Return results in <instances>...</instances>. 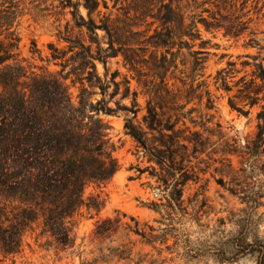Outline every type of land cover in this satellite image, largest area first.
<instances>
[{"label":"trees","instance_id":"obj_1","mask_svg":"<svg viewBox=\"0 0 264 264\" xmlns=\"http://www.w3.org/2000/svg\"><path fill=\"white\" fill-rule=\"evenodd\" d=\"M0 1L6 3V0ZM58 1L59 7L68 8L71 14L64 34L58 37L68 43L69 52L81 59L68 72L81 85L78 106L71 103L66 77L49 72L28 74L13 53L17 48L16 37L8 43L0 40V254L3 257L19 254L24 235L35 228H40V234L47 235L48 242L57 249L71 248L75 242L73 225L82 209L98 212L102 208L101 195L86 196L85 189L90 185L105 186L119 170V164L107 135L109 125L95 117L100 112L114 115L122 110L124 130L134 139L143 157L157 166H149V174L164 186V191L169 190L167 195L164 193L168 204L150 202L148 205L154 209L164 206L172 213L182 210L184 187L195 174L193 169H188V164L214 145L209 137L192 130L185 121L188 118L192 124H198L192 117L197 110L187 108L194 100L201 104L205 97V109L214 108L208 85L205 80H199L204 70L201 55L207 53L208 41L202 39L198 23L208 32L223 30L224 36L238 37L242 32L239 16L222 15L225 0H216V11L205 7L212 4L209 0H130L118 7L120 13L114 17L100 9H109L106 0ZM80 6L86 10V17L79 12ZM10 15L11 12L0 9L2 31L11 28ZM75 29L79 34L73 35ZM99 30L103 36L98 35ZM85 35L89 37L88 42ZM197 40L199 49L196 50ZM247 45L258 43L250 39ZM184 48L193 58L188 74L178 68L176 61ZM119 55L147 96L142 123L135 121L139 108L136 90L131 92L130 106L120 107L116 101V108H112L105 103L111 85L114 86L109 94L111 98L119 94L120 85L124 88L122 99L130 95V79L124 75L121 81H116L118 72L109 74L107 68L108 60ZM252 59L255 63L242 62L243 66L253 69L249 78L245 74L236 82L239 87L234 98L246 102L244 105L260 104L257 130L244 145L233 137L223 139L225 134L218 132L223 141L212 152L220 153L221 159L227 161L230 156H236L240 163H245L264 153V59L259 62L257 57ZM10 60L13 62L9 63ZM96 60L103 65V78L97 73ZM181 64L185 66L186 61L181 60ZM235 64L229 62L230 68L217 72L215 84L219 83V88L230 90L227 79L235 72ZM95 87L99 88L102 98L94 104L84 96L91 95L89 89ZM229 105L241 111L233 99H229ZM211 117V114L202 115L200 124L204 130H208L204 126ZM168 214L172 219L171 213ZM125 216L118 212L114 217L97 220L91 232V240L99 245L97 256L81 264L132 263L135 241L130 236L139 237L158 255L162 249L156 247L157 243L171 249L167 241L175 229L156 230L130 217L132 225L122 221ZM117 235L124 238L120 243L104 245L106 241H114L112 238ZM253 251L258 252L256 264H264V246ZM137 255L135 264H164L166 260H146L148 253Z\"/></svg>","mask_w":264,"mask_h":264},{"label":"rangeland","instance_id":"obj_2","mask_svg":"<svg viewBox=\"0 0 264 264\" xmlns=\"http://www.w3.org/2000/svg\"><path fill=\"white\" fill-rule=\"evenodd\" d=\"M75 1V0H72ZM109 9L101 7L103 13H112V17L120 13L118 7L126 5L130 0H106ZM211 5L205 7L216 11L214 4L216 0H209ZM222 15L229 14L239 16L241 34L238 37L224 36L223 30L208 32L201 23L198 28L204 41H208L204 53L203 77L214 100L212 110L205 109L204 97L201 104L197 100L190 103L187 108L194 107L197 111L192 114L198 123L192 124L188 118L186 124L192 129L203 133L214 143L204 154L198 158H192L188 169L195 172L192 180H189L183 190L182 210L172 213L169 208L162 206L154 209L148 204L150 202L168 204L164 186L157 182L156 177L151 176L149 166H155L143 157L141 149L137 148L134 139L124 130L125 113L122 110L114 115L100 112L95 115L109 125L107 135L110 143L114 145L113 156L117 159L119 170L109 183L102 187L90 185L85 189V195L99 193L104 199V205L96 212L83 208L81 214L76 217L72 234L75 238L74 246L60 250L50 244L47 235L40 234V228L28 231L22 242L19 254L3 257L0 254V264H81L90 262L97 256L96 241H92L91 232L97 220L105 217H114L119 212L126 216L123 222L133 225L130 217H134L141 224L147 223L156 230L175 229L168 237L167 244H156L162 249L160 255L151 246L143 244L139 237L130 236L134 242L133 260H137L138 253H148L147 259H166L164 264H256L258 252L253 251L258 246H264V153L249 162H239L236 156H230V161L221 159L220 153H213L214 148L220 147L225 138H236L241 145L246 140L254 137L257 130V113L260 104L250 106L244 105L235 99L239 86L236 82L243 75L248 78L253 69L252 66H243L242 62L255 63L252 58L257 57L256 62L264 59V0H225ZM117 2L116 6H114ZM224 5V4H223ZM0 9L11 12V28L8 31L0 29V40L5 43L12 42L16 37L17 48L13 49L18 62L25 67L28 74H45L46 72L66 77L65 84L68 86L70 100L74 106L79 104L81 85L75 77L68 73L72 67L77 65L81 59L74 52L68 51V43L60 39L65 30L66 21L71 20L69 9L62 10L58 0H6L0 1ZM79 12L86 17V10L80 6ZM208 18L207 13H203ZM61 32V34H59ZM11 33V34H10ZM79 34L78 30L73 35ZM14 35V36H13ZM103 36L102 31H98ZM250 39H254L258 45L249 46ZM85 41L89 37L85 35ZM199 40L196 41L194 49H199ZM176 49H174L175 51ZM65 57H64V53ZM177 58L178 68L189 72L192 56L187 49ZM147 53L146 57H148ZM171 57L170 54L167 55ZM73 58V60H69ZM69 60V61H66ZM181 60H185L183 66ZM75 61V62H74ZM13 61H9L12 63ZM229 62H235V72L227 79L230 90L219 88L215 84L217 72L224 68H230ZM264 64V60H263ZM64 65V67H63ZM96 70L103 78L104 68L101 62L95 61ZM110 73L118 72L116 81H121L126 75L130 79V95L122 99L123 86L120 85L119 94L110 97L114 86L108 89L105 103L109 107L116 108L115 102H120V107L130 106L131 92H138L139 108L135 121L142 123L145 114V102L147 96L137 86L136 80L124 66L122 57L110 58L107 62ZM88 69L91 71L90 65ZM180 75L179 71L175 72ZM109 78V75H108ZM196 83V82H195ZM177 85H179L177 83ZM91 95H85L84 99L90 98L96 103L102 98L98 87L89 89ZM229 99H233L241 111L232 109ZM88 110V109H87ZM211 114L210 122L205 124L208 130L201 126L202 115ZM130 117L133 115L130 113ZM203 119H206L204 116ZM203 122V121H202ZM217 124L220 127H217ZM225 134L219 139L218 132ZM139 169L144 170L140 173ZM168 213H171L172 219ZM160 233V231H156ZM114 241H106L104 245L116 246L124 238L114 236ZM176 243V244H175ZM130 264H135V262ZM147 263V262H145ZM101 264H127L112 261Z\"/></svg>","mask_w":264,"mask_h":264}]
</instances>
